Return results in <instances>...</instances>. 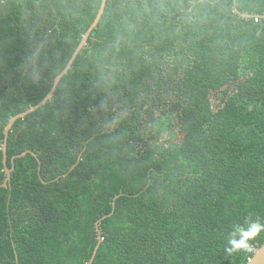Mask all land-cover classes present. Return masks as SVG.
Here are the masks:
<instances>
[{
	"label": "trees",
	"instance_id": "obj_1",
	"mask_svg": "<svg viewBox=\"0 0 264 264\" xmlns=\"http://www.w3.org/2000/svg\"><path fill=\"white\" fill-rule=\"evenodd\" d=\"M101 3H0V264H89L97 245L92 264H247L225 247L264 223V0H107L4 164L9 120L48 95Z\"/></svg>",
	"mask_w": 264,
	"mask_h": 264
},
{
	"label": "water",
	"instance_id": "obj_2",
	"mask_svg": "<svg viewBox=\"0 0 264 264\" xmlns=\"http://www.w3.org/2000/svg\"><path fill=\"white\" fill-rule=\"evenodd\" d=\"M2 0H0V3H1ZM106 3H107V0H102V3H101V6H100V9H99V12L97 14V17L95 18L94 22L92 23V25L90 26V28L88 29V31L85 33V35L83 36L80 44L78 45V47L76 48L73 56L71 57V59L69 60L66 68L56 77L54 83H53V86L50 90V92L48 93V95L36 106H33L29 109H27L26 111L20 113V114H17L16 116L12 117L10 120H9V123L7 124L6 128H5V131H4V143H3V154H4V164L6 165L7 163V142H8V138H9V134H10V131L13 127V125L19 120V119H22L24 117H26L27 115H30L32 114L33 112L39 110L40 108H42L43 106H45L54 96L55 92H56V89H57V86L59 85L61 79L68 73V71L72 68L73 66V63L75 61V59L77 58V56L80 54V52L83 50V48L86 46L88 40H89V37L90 35L92 34L93 30L98 26V24L100 23V20L102 18V15L104 14V11H105V8H106ZM243 17H257V16H253V15H247V14H243ZM29 151L21 154V155H18V156H15L12 158V161L14 162L17 158H21L23 156H25L26 154H28ZM81 158V155L78 159V161L80 160ZM77 166V164H75L71 169H70V172L72 170L75 169V167ZM5 171L7 173V179L5 181V184L4 186H6L10 181H11V174L12 172L14 171V168L12 169H9V168H5ZM39 171H40V168H39ZM65 177L67 175H64ZM115 207V205L113 206ZM107 216L103 217L106 218ZM100 222V221H99ZM99 248V245H97L96 247V250L94 252V256L92 257L91 261L89 262V264H92L93 261H94V258L96 256V253H97V250ZM247 264H264V244L259 247L256 251V253L254 254V256L251 258V260H249V262Z\"/></svg>",
	"mask_w": 264,
	"mask_h": 264
},
{
	"label": "clouds",
	"instance_id": "obj_3",
	"mask_svg": "<svg viewBox=\"0 0 264 264\" xmlns=\"http://www.w3.org/2000/svg\"><path fill=\"white\" fill-rule=\"evenodd\" d=\"M247 227L237 225L231 232V239L228 240L225 251L229 254L234 252L256 253V248L251 241L255 240L261 233H264V223L260 221H247ZM251 260V256H249Z\"/></svg>",
	"mask_w": 264,
	"mask_h": 264
},
{
	"label": "rangeland",
	"instance_id": "obj_4",
	"mask_svg": "<svg viewBox=\"0 0 264 264\" xmlns=\"http://www.w3.org/2000/svg\"><path fill=\"white\" fill-rule=\"evenodd\" d=\"M241 84L240 83H236L234 84V86H240ZM212 101L211 100L210 102H208L207 104H205L202 109H201V112H200V117H204L205 115H209L211 113V104H212Z\"/></svg>",
	"mask_w": 264,
	"mask_h": 264
}]
</instances>
